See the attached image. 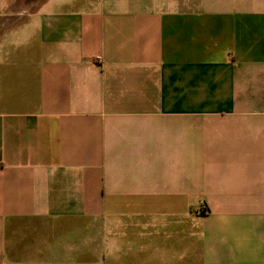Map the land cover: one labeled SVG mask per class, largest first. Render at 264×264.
<instances>
[{"label":"crops","instance_id":"crops-1","mask_svg":"<svg viewBox=\"0 0 264 264\" xmlns=\"http://www.w3.org/2000/svg\"><path fill=\"white\" fill-rule=\"evenodd\" d=\"M0 264H264V0H0Z\"/></svg>","mask_w":264,"mask_h":264}]
</instances>
